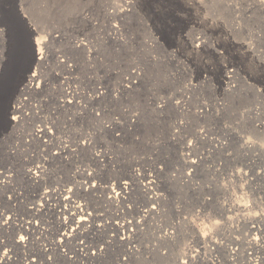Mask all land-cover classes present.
Here are the masks:
<instances>
[{
  "label": "rangeland",
  "instance_id": "1",
  "mask_svg": "<svg viewBox=\"0 0 264 264\" xmlns=\"http://www.w3.org/2000/svg\"><path fill=\"white\" fill-rule=\"evenodd\" d=\"M0 32V264H264V0H0Z\"/></svg>",
  "mask_w": 264,
  "mask_h": 264
},
{
  "label": "bare ground",
  "instance_id": "2",
  "mask_svg": "<svg viewBox=\"0 0 264 264\" xmlns=\"http://www.w3.org/2000/svg\"><path fill=\"white\" fill-rule=\"evenodd\" d=\"M1 33V32H0ZM194 41V40H193ZM192 41V42H193ZM191 42V41H190ZM197 42V44H200V43H198V41H196ZM194 43V42H193ZM229 70V69H228ZM226 78H228L229 77V74H230V72L229 71H227L226 73ZM230 78V77H229ZM37 85H38V76H37V73H34V74H32V75H30L29 77H28V79L26 80V83L23 85V88H21V92H20V94L22 95L23 93L25 94V93H27V92H29V91H31V90H36L37 89ZM32 92V91H31ZM28 94V93H27ZM22 100V99H21ZM19 105H20V102L18 103V104H16V106H15V108H14V112L17 114V113H19L21 110H20V107H19ZM23 111V110H22ZM11 113H13V112H11ZM23 115V114H22ZM26 117V116H25ZM17 121H18V118L17 117H14L13 119H12V122L14 123V124H18L17 123ZM38 133H40V131H38ZM38 172H39V170L38 171H32L31 173H30V175L32 176V178L35 180V179H38ZM152 183L151 182H149V183H147L146 184V188H149V185H151ZM126 188V187H125Z\"/></svg>",
  "mask_w": 264,
  "mask_h": 264
}]
</instances>
